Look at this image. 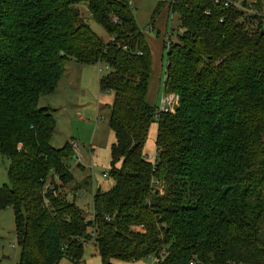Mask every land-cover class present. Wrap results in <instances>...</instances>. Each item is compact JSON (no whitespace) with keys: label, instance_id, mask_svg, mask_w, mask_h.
<instances>
[{"label":"trees","instance_id":"16d2710c","mask_svg":"<svg viewBox=\"0 0 264 264\" xmlns=\"http://www.w3.org/2000/svg\"><path fill=\"white\" fill-rule=\"evenodd\" d=\"M131 1L0 0V152L10 161L0 211H13L17 264H78L87 242L102 264H264V0L169 1L180 31L171 26L168 47L163 35L164 89L178 103L158 118ZM70 62L105 64L98 87L113 96V185L93 192L91 220L75 204L81 187L69 186L72 144H50L56 109L39 106Z\"/></svg>","mask_w":264,"mask_h":264},{"label":"rangeland","instance_id":"374dc122","mask_svg":"<svg viewBox=\"0 0 264 264\" xmlns=\"http://www.w3.org/2000/svg\"><path fill=\"white\" fill-rule=\"evenodd\" d=\"M169 1L133 0L130 2L133 17L151 49L152 67L149 79L151 81L148 84V99L152 104L158 102L162 65H165V50L162 47L163 34L168 36L171 26L180 31L179 19L176 14H171ZM158 2L163 5L161 9L154 12ZM80 14L103 41L110 39L104 28L89 15L85 6L81 7ZM174 37L175 33H173L172 40ZM108 70L109 68L103 63L73 69V74L60 87L59 93H56L58 95L51 97V104L56 111L55 132L50 144L56 148H60L66 141L72 144V155L66 160L74 175V182L69 186L81 187L79 189L82 190L78 191L75 204L81 207L86 220H91L93 215V192L97 188L107 191L113 185V180L107 173L110 168L109 147L114 141V134L108 126L109 105L112 104L113 96L111 92L99 91L98 87V78L105 75ZM46 101L44 97V100L39 102V106L46 104ZM156 130V122H152L143 148L145 157L150 161H153L155 155ZM9 163L10 161L0 152V185L8 183L6 171ZM14 227L12 208L2 209L0 211V264H17L20 252L16 244ZM262 230H264V222ZM83 251V257L78 264H102L92 242L85 243ZM155 261L153 256H149L140 258V260L113 259L112 264H153ZM59 264H70V262L64 258Z\"/></svg>","mask_w":264,"mask_h":264},{"label":"built area","instance_id":"2783aa9c","mask_svg":"<svg viewBox=\"0 0 264 264\" xmlns=\"http://www.w3.org/2000/svg\"><path fill=\"white\" fill-rule=\"evenodd\" d=\"M170 36L171 35L169 34L165 40V44L167 47L170 42ZM165 77H166V74H165V67H164L162 70L161 78H160L161 84H160L159 91H158L160 96H159L157 107H156V110H157L156 118H158L160 113L172 112L173 107L178 100L177 96L174 93L165 91L164 89Z\"/></svg>","mask_w":264,"mask_h":264},{"label":"crops","instance_id":"0c3cea01","mask_svg":"<svg viewBox=\"0 0 264 264\" xmlns=\"http://www.w3.org/2000/svg\"><path fill=\"white\" fill-rule=\"evenodd\" d=\"M164 31H165V29H164ZM164 35V34H163ZM162 45H163V39H162ZM91 65H93V64H91ZM67 67V72L65 73V75L59 80V84H58V86H57V88H56V90L54 91V92H52L51 94H49V95H47V96H45L46 97V99H47V103L46 104H48V105H50L51 107H53V108H55L52 104H51V100H52V98L51 97H54V96H57L58 94H56L57 92L59 93V90H60V87L65 83V82H67V79L73 74L72 73V71H73V69H81V68H85V67H89V66H81V65H78V64H76L75 62L74 63H68V65L66 66ZM163 65H162V70H163ZM161 77V76H160ZM155 78H156V76H155ZM150 79V78H149ZM151 80H149V82H150ZM62 90H63V87H62ZM148 96H149V91H148V94H147ZM148 101H149V103H151V101L148 99Z\"/></svg>","mask_w":264,"mask_h":264}]
</instances>
